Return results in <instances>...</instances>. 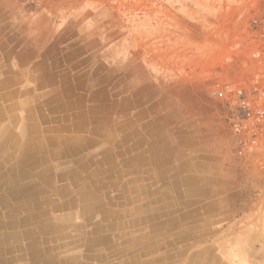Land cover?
I'll return each mask as SVG.
<instances>
[{"label": "crops", "instance_id": "obj_1", "mask_svg": "<svg viewBox=\"0 0 264 264\" xmlns=\"http://www.w3.org/2000/svg\"><path fill=\"white\" fill-rule=\"evenodd\" d=\"M194 1L165 3L158 48H218L223 58L239 39L226 31V12L240 37L252 16L264 17V0H211L223 6L221 22ZM54 6L0 0V242L15 249L0 264H36L26 249L36 240L61 263L211 264L222 244L223 264H253L249 245L258 239L255 264H264V197L240 205L210 61L189 77L179 62L168 77L164 62L157 100L150 87L119 99L123 84L104 85L102 49L67 44ZM228 220L235 224L220 240L204 234ZM97 227L107 246L91 235Z\"/></svg>", "mask_w": 264, "mask_h": 264}, {"label": "rangeland", "instance_id": "obj_2", "mask_svg": "<svg viewBox=\"0 0 264 264\" xmlns=\"http://www.w3.org/2000/svg\"><path fill=\"white\" fill-rule=\"evenodd\" d=\"M167 2L169 0H55L54 9L56 16L64 15L63 18L61 17L63 27L59 30V35L66 36L67 44L72 47L102 49L104 85H109L110 82L113 85L116 82L123 84L125 90L124 93H121L120 88L119 99L130 93H138L142 98V88L150 87L152 91L149 92V94L152 93L150 99L157 100L161 87L159 77L164 72L162 69L164 62L167 64L168 77H174L177 62H179L178 66L181 68L183 76L189 77L192 70H196L199 66H204L206 62L210 61L211 85L209 92L214 107L224 116L231 142L233 141L231 152L239 166L237 183L242 192L240 205L256 204L264 197V155L250 161L237 157L236 146L227 120L228 110L225 103L217 97V90L223 86L224 80L223 75H220L221 66L223 65L225 69L230 57L236 62L239 60L238 44L242 38L239 36L242 30L239 31L235 23L233 25L231 22L233 17H230L226 12L224 17L227 24L226 31L232 32L235 38L239 39L235 42L234 48L227 49L223 58L218 48H212L209 51L207 48H158V18L160 11L164 12ZM194 2L198 3L200 10L215 15L212 18H219L220 22L223 19L221 3L208 5L207 3L212 2L211 0H195ZM173 7L167 5V9H173ZM247 25L248 23L243 29L242 35L245 34ZM213 62L214 64H212ZM132 82L139 84L138 89L131 87ZM171 87L173 88L174 85ZM189 92H184L186 98L189 97ZM108 93L110 94V92ZM235 215L237 213L231 215L232 219ZM218 224L219 226L214 229L204 232L206 236H209V240H220L225 232H228L227 226L235 224V221L229 222L228 220ZM231 231H237V229ZM259 241L260 239L254 240L249 245V256L254 257L253 264L260 256L263 247ZM202 247H207V245H199V248ZM215 247L218 250L215 260L223 264L221 256L224 246L217 244ZM92 264L94 263L92 262ZM102 264L107 263L103 262Z\"/></svg>", "mask_w": 264, "mask_h": 264}, {"label": "built area", "instance_id": "obj_3", "mask_svg": "<svg viewBox=\"0 0 264 264\" xmlns=\"http://www.w3.org/2000/svg\"><path fill=\"white\" fill-rule=\"evenodd\" d=\"M239 60L226 63L217 97L225 103L236 155L250 161L264 155V17L256 15L239 42Z\"/></svg>", "mask_w": 264, "mask_h": 264}, {"label": "bare ground", "instance_id": "obj_4", "mask_svg": "<svg viewBox=\"0 0 264 264\" xmlns=\"http://www.w3.org/2000/svg\"><path fill=\"white\" fill-rule=\"evenodd\" d=\"M12 119V118H11ZM7 121V120H6ZM8 126V125H7ZM22 128V127H21ZM4 129H6V128H4ZM9 130V129H8ZM6 135V134H5ZM10 135V134H9ZM21 135V134H20ZM16 139V138H15ZM15 141V140H14ZM19 141H20V139H19ZM21 141H23V140H21ZM16 142H17V140H16ZM11 143V142H10ZM13 144V143H12ZM2 145V144H1ZM32 145V144H31ZM8 146V145H7ZM10 146H12V145H10ZM44 146V145H43ZM13 147H15V146H13ZM5 148V147H4ZM69 148V147H68ZM9 149V148H8ZM16 149V148H15ZM18 149H19V147H18ZM70 150V149H69ZM32 151V150H31ZM26 152V151H25ZM72 152V151H71ZM53 153V152H52ZM56 154H57V151L55 152ZM7 154V153H6ZM1 155V154H0ZM21 155V154H20ZM52 155V154H51ZM6 156V155H5ZM9 157V156H8ZM6 158H7V156H6ZM57 158V157H56ZM9 159V158H8ZM12 159V158H11ZM22 159V158H21ZM52 159H53V157H52ZM13 160V159H12ZM7 162V161H6ZM1 163V162H0ZM1 165V164H0ZM34 165H36V164H34ZM37 166V165H36ZM36 168H38V167H36ZM31 179V178H30ZM4 180V179H3ZM6 180V179H5ZM4 180V181H5ZM41 180V179H40ZM1 182V181H0ZM28 185H30V184H28ZM30 186H33V185H30ZM34 188V187H33ZM31 189V188H30ZM2 192V191H1ZM31 192V191H30ZM32 195V194H31ZM24 196V195H23ZM33 199V198H32ZM25 200H27V199H25ZM28 201V200H27ZM97 201V200H96ZM26 202V201H25ZM32 203V202H31ZM27 204H28V202H27ZM86 204V203H85ZM88 204V203H87ZM95 205V204H94ZM93 205V206H94ZM86 207V206H85ZM68 209V208H67ZM90 209V208H89ZM24 210V209H23ZM71 211V210H70ZM69 211V212H70ZM73 211V210H72ZM92 211V210H91ZM90 211V212H91ZM94 211V210H93ZM85 212V211H84ZM3 215H4V213H3ZM14 215V214H13ZM12 215V217H14ZM18 215V214H17ZM87 215V214H86ZM71 216V215H70ZM9 217V216H8ZM17 217V216H16ZM3 219V218H2ZM54 220V219H53ZM75 220V219H74ZM67 221V220H66ZM55 222V221H54ZM44 224V223H43ZM50 226V225H49ZM46 227H48L47 225H43V228H42V231H48V229H46ZM55 227V226H54ZM110 226H108L107 228H109ZM56 228V227H55ZM57 229V228H56ZM106 229H104V231H105ZM53 232H55V230H53ZM95 234H97L98 235V238H97V240H98V244H101L102 243V245L103 246H107L108 245V243L110 242V238H108L107 236H105V235H103V228L102 227H97V229L96 230H93L92 229V234L91 235H94L95 236ZM86 236V235H85ZM84 236V237H85ZM1 237V236H0ZM90 238H91V240L90 241H92L93 242V244H95V242H96V240H94L93 238H92V236H90ZM6 239H7V237H6ZM13 239V238H12ZM15 239V238H14ZM19 239V238H18ZM246 239V238H245ZM249 239V238H248ZM4 240V239H3ZM16 240V239H15ZM19 240H21V239H19ZM88 240V239H87ZM241 240V239H240ZM240 240H238V242H240ZM5 241V240H4ZM245 241H247V240H245ZM21 242V241H20ZM8 243H9V241H8ZM243 243H245V242H243ZM21 244H23V243H21ZM61 244V243H60ZM26 246V245H25ZM41 245L40 244H38L37 243V240L36 241H33V242H31V244L30 245H28V248H26L28 251H29V256H30V258L31 259H33V260H37L38 258V261H36V264H74L75 263V260L74 259H69L66 263H61V262H58L53 256H54V254H53V251L52 250H49L48 248H42V249H40L39 247H40ZM97 246V245H96ZM245 246V245H244ZM243 247V246H242ZM243 249V248H242ZM15 251V249H14V247H6V244H4L3 242H0V256L1 255H4V254H6V253H13ZM88 253V252H87ZM205 253H208V252H206L205 251ZM25 254V253H24ZM67 254H68V252H67ZM245 254V253H244ZM72 255H73V253H72ZM75 255H77V254H75ZM18 256V255H17ZM93 256H95V258H97V259H102L103 258V256H102V254L98 251V252H96V253H94V255ZM4 257V256H3ZM9 257V256H8ZM22 257V256H21ZM244 257H245V255H244ZM17 258V257H16ZM232 258V257H231ZM19 259V258H18ZM21 260V259H20ZM248 260V259H247ZM6 261V260H5ZM250 261V260H249ZM251 262V261H250ZM8 263H9V261H8ZM238 263H239V261H238ZM90 264V263H89ZM131 264H140V263H136V262H133V263H131ZM199 264H202V262H201V259H200V261H199ZM211 264H221V262H217V261H215V260H213L212 262H211ZM242 264V263H241Z\"/></svg>", "mask_w": 264, "mask_h": 264}]
</instances>
